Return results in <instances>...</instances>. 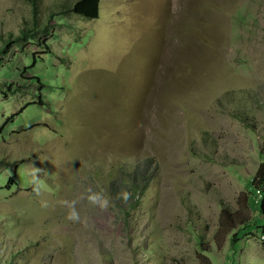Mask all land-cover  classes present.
I'll list each match as a JSON object with an SVG mask.
<instances>
[{
    "label": "rangeland",
    "instance_id": "obj_1",
    "mask_svg": "<svg viewBox=\"0 0 264 264\" xmlns=\"http://www.w3.org/2000/svg\"><path fill=\"white\" fill-rule=\"evenodd\" d=\"M35 1L0 0V48L33 32L0 54V264H226L264 153V0ZM252 230L234 264H264Z\"/></svg>",
    "mask_w": 264,
    "mask_h": 264
},
{
    "label": "trees",
    "instance_id": "obj_2",
    "mask_svg": "<svg viewBox=\"0 0 264 264\" xmlns=\"http://www.w3.org/2000/svg\"><path fill=\"white\" fill-rule=\"evenodd\" d=\"M33 3V12L35 17V15L37 14L36 1L33 0ZM100 3L101 0H77L73 5H67V7L64 8L62 12L65 13L74 11L84 18L94 19L99 16ZM31 33H33L31 29H23L22 34L20 33L13 39H9L5 42V44L0 48V54H5L7 52L11 42L18 44L21 38H27L28 34L30 35ZM13 90L15 89L13 88ZM261 158L262 159L260 160L254 175L245 181L247 184L248 192L250 193V207L253 215L251 218L240 222L239 226L229 236V254L226 255V264H234L232 255L237 252L239 246L244 242V239H246L248 235H258L257 231H253L252 228H254L255 230H260L259 236L262 237V235H264V153L261 154ZM131 183L134 185L130 186V189L133 190V194L132 196L130 195L129 199L126 202H129V200H134V202L138 204V202L140 203V199H138L139 197L137 198L136 195L139 196V192H141L143 186L135 180L131 181ZM114 199L120 202H124L117 197V194H114ZM127 214L130 215V209L127 211ZM221 217L223 219H229L233 218V215L231 212H229V209H227L226 207H222ZM127 226H130V224L127 223ZM196 241L199 242L200 248L204 249L201 235L198 234V237H196Z\"/></svg>",
    "mask_w": 264,
    "mask_h": 264
},
{
    "label": "clouds",
    "instance_id": "obj_3",
    "mask_svg": "<svg viewBox=\"0 0 264 264\" xmlns=\"http://www.w3.org/2000/svg\"><path fill=\"white\" fill-rule=\"evenodd\" d=\"M38 171V169L33 168L32 169V175L33 179L35 180V172ZM34 192L39 194L40 192V186L39 184L36 185L33 189ZM131 193L127 189H121L120 192L117 194V197L123 201H127L130 197ZM83 199H86L91 205H95L99 207L100 209H108L111 206V200L108 196L104 195L101 191H93L91 188L86 190V195H83ZM59 204L63 205L67 211H66V219L73 222H82L80 213L78 212L77 208L75 207L77 200L72 199H62L58 201ZM46 201H41V206H46Z\"/></svg>",
    "mask_w": 264,
    "mask_h": 264
},
{
    "label": "built area",
    "instance_id": "obj_4",
    "mask_svg": "<svg viewBox=\"0 0 264 264\" xmlns=\"http://www.w3.org/2000/svg\"><path fill=\"white\" fill-rule=\"evenodd\" d=\"M264 237V235H262V238Z\"/></svg>",
    "mask_w": 264,
    "mask_h": 264
}]
</instances>
